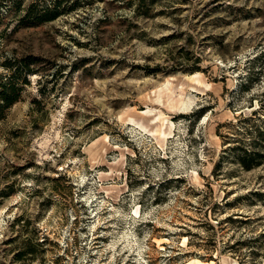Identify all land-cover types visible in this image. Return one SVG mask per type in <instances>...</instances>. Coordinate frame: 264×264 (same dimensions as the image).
Returning a JSON list of instances; mask_svg holds the SVG:
<instances>
[{
	"label": "rangeland",
	"instance_id": "rangeland-1",
	"mask_svg": "<svg viewBox=\"0 0 264 264\" xmlns=\"http://www.w3.org/2000/svg\"><path fill=\"white\" fill-rule=\"evenodd\" d=\"M73 1L0 0V264H264V0Z\"/></svg>",
	"mask_w": 264,
	"mask_h": 264
},
{
	"label": "trees",
	"instance_id": "trees-1",
	"mask_svg": "<svg viewBox=\"0 0 264 264\" xmlns=\"http://www.w3.org/2000/svg\"><path fill=\"white\" fill-rule=\"evenodd\" d=\"M40 2H42V4L34 5L35 3H31L26 13L27 16L32 14L31 16H33L35 21L38 23L54 20L65 11L71 10L77 6L75 1L68 5V0H40ZM138 2V6H145L146 8H149V6L153 5L154 0H150L149 2H146L145 0H138ZM24 63L26 68L23 67L21 70H19V67L14 68L11 66L10 69L13 70V74L18 73V76H16L17 78L23 82H27V74L30 73L28 68L29 61L26 59L24 60ZM190 71L195 72L197 70L194 69ZM18 99L19 94H17V89L14 82H6L0 78V108L11 107L16 101H18ZM243 152L244 154L240 162L245 168H250L251 166L248 164V160H246V157H248L250 153L247 150H244Z\"/></svg>",
	"mask_w": 264,
	"mask_h": 264
},
{
	"label": "bare ground",
	"instance_id": "bare-ground-1",
	"mask_svg": "<svg viewBox=\"0 0 264 264\" xmlns=\"http://www.w3.org/2000/svg\"><path fill=\"white\" fill-rule=\"evenodd\" d=\"M187 78V81L190 82L191 84L193 85H200L201 84V81L199 79V75L196 73V74H193V75H189L186 77ZM163 87H161L159 90H158V94H157V97L155 98L156 101H161V96L163 94L167 95V99L170 103V107L174 108L176 107V105H179V104H187V102H182L180 101V99H174L172 98V94H173V88H172V84L170 83V78H167L166 81L162 84ZM207 86V85H206ZM182 89V86L180 87ZM183 90V89H182ZM144 114L148 113L147 111L146 112H143ZM157 120H160L161 116H157L156 117ZM130 121L133 123V124H137L139 125L140 127H142L144 130H145V127L134 121V119H130ZM164 119H162V123H163ZM153 134L157 133L158 135H165V132L161 130L160 126L157 127V129H155L154 131H152ZM196 264H211L210 262L208 263H204L202 261H199V260H196L194 259L193 260Z\"/></svg>",
	"mask_w": 264,
	"mask_h": 264
}]
</instances>
